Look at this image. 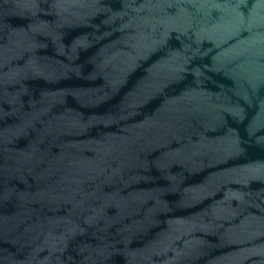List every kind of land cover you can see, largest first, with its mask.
<instances>
[{"label": "water", "instance_id": "95a60500", "mask_svg": "<svg viewBox=\"0 0 264 264\" xmlns=\"http://www.w3.org/2000/svg\"><path fill=\"white\" fill-rule=\"evenodd\" d=\"M0 264H264V0H0Z\"/></svg>", "mask_w": 264, "mask_h": 264}]
</instances>
